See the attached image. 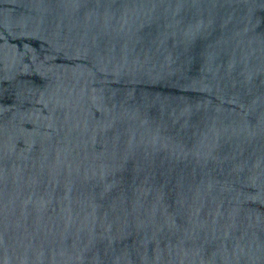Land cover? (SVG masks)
I'll return each instance as SVG.
<instances>
[{
  "label": "water",
  "instance_id": "water-1",
  "mask_svg": "<svg viewBox=\"0 0 264 264\" xmlns=\"http://www.w3.org/2000/svg\"><path fill=\"white\" fill-rule=\"evenodd\" d=\"M0 264H264V0H0Z\"/></svg>",
  "mask_w": 264,
  "mask_h": 264
}]
</instances>
